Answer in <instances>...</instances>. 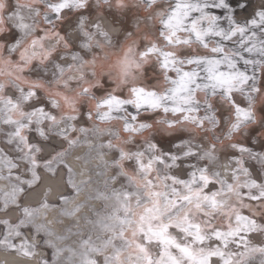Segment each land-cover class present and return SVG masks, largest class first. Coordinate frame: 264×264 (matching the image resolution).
<instances>
[{
    "label": "clouds",
    "instance_id": "clouds-1",
    "mask_svg": "<svg viewBox=\"0 0 264 264\" xmlns=\"http://www.w3.org/2000/svg\"><path fill=\"white\" fill-rule=\"evenodd\" d=\"M53 3L58 0H13V5L0 0V13L13 8L0 18V36L10 37L13 28L19 33L15 40H0V264H46V249L53 252V264H67L68 250L83 251L85 237L92 241L87 254L97 264H104L102 257L114 246L125 253L129 251L131 241L125 240L123 234L137 235L141 223L156 221L161 226L183 227L191 208L183 203L184 189L178 180L168 183L171 172L167 159L162 169L157 168L158 154L166 156L165 149L156 143L161 135L183 136L171 145L176 157L173 165L178 167L192 153L201 165L199 172L211 175L219 169L227 179L230 172H235V162L241 169L240 176L246 178L243 184L239 177L234 179L237 199L242 186L249 189L248 197L253 196V189L264 197V59L254 63L255 70L250 75L248 65L237 67L235 83L230 85L231 100L220 87L211 89L219 97L215 101L209 89L200 94L193 90L182 97L180 87L170 82L179 81L178 77L166 80L167 73L161 72L163 78L153 80L155 73L147 70L160 71L159 63L153 60L159 61L161 55L164 59L186 61L188 47L199 46L180 44L168 51L160 48L149 56L142 55L153 44L158 46L157 24L167 19L173 7L166 0H115L114 5L109 0H73L69 4V8H75L71 14L56 17L59 24L45 26V17L52 14L48 5ZM104 5L109 7L104 9ZM256 5H264V0H256ZM105 11H116L119 19L106 16ZM18 18L24 22L19 23ZM5 20L12 23V28ZM65 20L71 23L65 33L58 34ZM37 30L43 34L37 36ZM56 54L59 60L53 59ZM46 63L44 75L51 72L53 79L24 74L38 72ZM183 67L193 80L206 82L203 67L199 72L193 70L200 65ZM133 88H144L155 96L145 95L143 101H137L132 96ZM110 96L130 100L131 104L105 116V109L96 105ZM203 97H208L207 103L211 102L213 108L220 105L226 114L223 118L218 115L217 129L207 124L195 127V114L179 115L181 110L200 109L197 100ZM233 100L249 113L247 120H235ZM137 103L141 107L137 108ZM31 105L45 107L51 115L38 116ZM127 106L138 114L151 112L153 119L137 120L138 126L133 127L126 117L113 114L126 112ZM170 120L176 121L174 128L166 127ZM236 123L238 128L234 127ZM141 124L147 126L141 129ZM42 127L46 134L41 136L38 133ZM17 130L23 135H18ZM33 132L36 135L29 150V141L24 137ZM133 133L147 145L148 156L141 153L136 158L147 160L158 173L155 185L148 183L146 169L125 171L130 158L125 153ZM227 152L238 154L221 162L220 154ZM253 164L255 172L246 166ZM244 167L247 172L242 170ZM257 173L258 186L253 184ZM232 190L230 184L229 191ZM34 194L38 198L32 199ZM238 231L246 233L242 237L247 243L241 256L244 264H264V199H257L255 204L242 203L236 209L233 233ZM171 235L176 240L184 239L182 233ZM116 241H121L119 246ZM72 264L81 261L73 259Z\"/></svg>",
    "mask_w": 264,
    "mask_h": 264
},
{
    "label": "snow or ice",
    "instance_id": "snow-or-ice-1",
    "mask_svg": "<svg viewBox=\"0 0 264 264\" xmlns=\"http://www.w3.org/2000/svg\"><path fill=\"white\" fill-rule=\"evenodd\" d=\"M72 2L73 0H58V3L49 4L48 7L51 9L52 14L56 17H63L65 10L69 8V4ZM236 6H239V11H237ZM209 7L219 9L228 20L229 24L233 25V29L230 33H224L223 29L218 28L220 16L214 12L208 11ZM193 13H196V15L193 16ZM238 18L243 19L246 26L240 25ZM186 19H191L190 26L185 25L184 21ZM45 21L49 25L54 23L53 21L48 20L47 16L45 17ZM204 22H207V28L202 29L201 24ZM160 23L165 28V31L161 32L160 36L169 44L173 42L177 44H191L192 41L190 39H181L179 35V33L187 31L190 34H194L197 41H199L209 53L208 55H192L188 53L189 58L186 61L179 62L173 57L164 59L163 55H161L162 62L160 67L163 69V72L167 73V76L164 78L167 80L170 77L168 75L169 71L176 74L179 81L177 79H172L170 82L172 85L180 87V95L182 97L187 94H191L193 90L206 91L208 89L220 87L221 90L226 92L228 98L230 100L232 99V90L230 85L235 83V72L238 67L239 60H234V53L219 44L209 48L207 43L208 36H223L225 39H230L239 34L242 38V42L247 41L248 46L245 47V51L249 54L259 53L264 56V41L247 39V33L249 31H252V35L255 36V29L264 28V5L253 6L252 0H213L211 5L204 4L203 6H201L199 2L193 4L191 0H177L174 8H172V10L168 13L167 19H162ZM66 31L67 25H65L64 31L61 32L59 30L58 34L65 33ZM7 39L15 40L16 34L13 33L10 37H7ZM159 51H161L160 48L153 44L148 47L142 55L149 56L150 54ZM240 59H243L245 64L256 63L244 58L243 56H241ZM183 64L190 66L203 64V71L206 74V82L200 83L197 82L198 79L193 80L187 68L178 66ZM193 70L195 72H199L197 71V68H194ZM184 82H186V87L184 86ZM85 91H87V89H85ZM131 92L133 98L137 101H143L145 95L155 96V93L147 92L144 88H133ZM40 103L44 104V102ZM126 104H131V101L118 96H110L101 100L96 106L105 109V116H110L113 111L119 110L121 106ZM113 105H115V107H113ZM31 107H33L34 112L39 111L41 117L51 115L46 112L45 107H37L36 105H31ZM136 107H141V104L137 103ZM232 108L234 109V117L237 122L247 120L249 118V113L245 110V108L235 103L234 100L232 101ZM164 111L167 112L168 109L165 108ZM186 111L198 112V109H187ZM217 111L221 112V115L223 114L221 106L217 105L216 108H213V104L209 102L207 110L203 116H193L194 126L203 128L205 124H207L210 128L217 129L220 126V119L217 115ZM179 115H185V111H179ZM131 119L135 121L137 120V116L133 115ZM150 120L151 118L145 121ZM182 122L187 123L188 121L184 120ZM175 125V120L166 122V127L168 128H174ZM146 126V124L140 125L141 129ZM234 127L238 128L239 124H234ZM17 134L23 135L20 130H17ZM38 134L41 136L45 135L46 130L42 127L39 129ZM24 138L29 141V150H31L32 139H29L28 136H25ZM182 138L183 136L163 135L157 137L156 143L166 151V156L158 154L159 158L157 162L163 164L165 162V158H167L169 168L171 169L174 167V173L171 177H169V179L172 182L178 180L179 185L183 186L184 191L181 194V198L183 199L184 204L194 205L197 210L208 209L213 213L219 211L227 215L228 210L225 207L224 190L220 186V182L213 179L210 175H207L203 171L197 173L190 168L184 167L185 163H188L194 158V154L189 153L184 160L179 162L178 167L172 164V161L176 160V157L172 155L171 145L176 140ZM212 147L215 149L216 144L213 143ZM125 155L127 156L129 154L125 153ZM139 167L147 170L146 174L149 177L148 183L153 184L152 179L150 178L153 172L151 164L148 162H140ZM242 170L245 172L248 171L246 167ZM239 171H241V169H239ZM253 184L257 185V181L254 180ZM227 188L229 189V185ZM249 198L252 200L264 199V197L256 194L255 189H253V196ZM61 199L63 200V197ZM169 199H172V197H169ZM204 214H207V212ZM233 216H236L234 211L231 213L229 219L231 220V217ZM139 227L140 230L137 235H132L131 232H125L123 234L125 240L131 241L129 251L125 253L123 249L116 248L114 246V250L112 252L102 257L104 264H217L218 261H222V257L218 255L215 250H209L206 254L203 250L194 248L189 249L188 246L180 244L178 240L171 235V228L174 227V225L161 226L156 221H150L147 224L141 223ZM234 228L235 225L233 226L230 223V233H233ZM189 230L194 233L200 231V236L194 237V242H203L201 237L204 236V233L200 230V226L198 224H192ZM212 234L217 239L221 238L216 232H213ZM235 234L239 235V232H235ZM153 243H158L161 246L159 256L154 257L152 254L150 245ZM82 244L85 247L87 254L90 242L85 240ZM244 247H247L246 241ZM165 250L167 254H165ZM205 255H207V261L203 259ZM231 255V253L228 254V256ZM85 264H97V260L93 256L87 254ZM223 264H232V262L230 260H223Z\"/></svg>",
    "mask_w": 264,
    "mask_h": 264
},
{
    "label": "rangeland",
    "instance_id": "rangeland-1",
    "mask_svg": "<svg viewBox=\"0 0 264 264\" xmlns=\"http://www.w3.org/2000/svg\"><path fill=\"white\" fill-rule=\"evenodd\" d=\"M76 3H79V0H75ZM166 2L170 5H172L173 7L169 8V12L172 10V8H174L175 4L177 3V0H166ZM191 2L193 4L199 2L201 4V6H203L204 4H208L211 5L213 0H191ZM6 3L8 5H13V0H6ZM253 6H256V0H252ZM109 4L114 5L115 4V0H109ZM109 7V5H104V9H107ZM237 7V6H236ZM13 8L9 7L8 8V12L5 13H0V18H2V16H6L8 15V13L12 12ZM75 10L74 7L72 8H68L65 10V13L71 14L73 11ZM89 12L92 11L91 6L88 9ZM208 11L210 12H214L217 15L220 16V21L218 23V28L219 29H223L224 33H230L233 29V25L229 24L228 20L224 17V15L221 13V11L219 9L216 8H208ZM237 11H239V8L237 7ZM105 15L106 16H110L112 17L114 20L115 19H119V17L117 16V12L116 11H105ZM193 16L196 15V13L192 14ZM48 20L53 21L54 23L59 24V22L56 20V16L54 14H51L50 16H48ZM238 22L240 25L242 26H246L245 25V21L243 19H239L238 18ZM5 24H7L8 28H12V23L10 21H4ZM68 23H71V20H65V23L63 26H60L59 30L61 32L64 31V27L65 25H67ZM186 26H190L191 25V19H186L184 21ZM45 26H50L49 24L46 23V21L44 22ZM124 27L127 29L128 28V24L125 23ZM201 28H207V22H204L201 24ZM261 29L264 28H258L255 29V33L256 35L253 36L252 35V31H249L247 33V39L248 40H257V41H264V34L261 33ZM146 31H148L146 29ZM161 31H165L164 26L161 23L157 24V29H156V35L160 37L158 43V47L161 48L162 51H168L170 49V47L172 46H179L180 44H177L175 42L169 44L167 41L163 40L162 37L160 36ZM15 33L16 36L19 35V33L17 32L16 29L13 28V31L11 33V35ZM41 31L37 30L36 35L39 36L41 35ZM181 39H190L192 41V45H198L199 48H192V47H188V53L189 54H193L194 51H199L200 55H208V50L205 49L199 41H197L196 37L194 34H190L187 31L179 33ZM7 37L4 36H0V40L6 39ZM207 43L209 45V48H211L214 45H221L224 48H227L229 51H231L232 53H234L233 59L234 60H239V64L238 67L240 69H243L245 65H248L249 71L248 74L250 75L252 73V71H254V63H248L245 64L243 59H240L241 56H243L244 58H247L250 61L253 62H257L261 59H264V56L260 55L259 53L256 54H249L247 51H245V47L248 46L247 41L242 42V38L239 34H237L236 36L230 38V39H225L223 36L222 37H216L213 35H210L207 37ZM187 47V46H185ZM208 53V54H205ZM53 59L55 60H59V54L54 55ZM154 63H159V65H161L162 62V56L159 58V61H157L155 58L153 60ZM61 63H64V61H61ZM183 67V65H178ZM33 67H36V63H33ZM47 63L46 65L38 72H33V73H28L25 72L24 74L27 75H32L33 77L36 76H43V78L45 80H51L53 79L52 73H48V75H44V72L47 70ZM193 67H196L195 65H193ZM204 67L203 64L200 65V67L197 68V71H200V68ZM53 72H55V68L52 69ZM149 72V74L155 73V75L152 76L153 80H160L162 79V75L161 72H163V69L160 67V71H156L155 68H150L147 70ZM168 75L170 77L176 78V74L174 72L169 71ZM201 75H203V72H201ZM197 82H200V80L198 79ZM75 86V85H73ZM194 87V86H193ZM9 91H11V89H9ZM197 94H200L201 91L197 90L196 91ZM13 96H15V93H12ZM122 95V94H119ZM209 96L212 98L213 101H215L216 99H219V97L217 96L216 91H213L211 89H209ZM207 100L208 97H203L201 99L197 100V103H199L201 105V108L198 109V112H185V114L188 115H199V116H203L205 113V108H207ZM41 102H44L43 100ZM2 106V105H0ZM220 106V105H219ZM223 112V109H222ZM129 113H131V115H129ZM114 115H118L120 118H127L129 123L133 124V127H137V120H148L149 118H151V120L153 119V114L151 112L148 111H144L142 113H137L136 109L133 108L132 106H127V111H120L118 113H113ZM161 113H157V115H159ZM37 115L41 116L39 111H37ZM135 115L137 116V120L133 121L131 119V117ZM168 116H171V113L167 114ZM217 115H220L221 118H223L224 115H226L224 112L221 115V112H217ZM33 127H35V125H33ZM9 131V129L6 127L5 128V132ZM36 135L35 132H33L31 134V136H29V139H32L34 136ZM133 140L129 142L128 146H127V150L129 153V159L125 164V171L126 172H135L136 169L139 167L140 162H144L147 163V160L144 159H140L138 160L136 157L138 155H140L141 153L145 156H148V151H147V145L141 140V138L139 137V135H136L135 133H133ZM0 147H3V145H0ZM5 151H7V148H5ZM238 153H233V152H227V153H221V162L223 160H226L228 158H230L233 155H237ZM150 158V157H149ZM167 159V158H165ZM248 167H251L252 171L255 172L256 171V167L255 165H246ZM164 167L163 164H160L157 162V168L158 169H162ZM184 167L190 168L193 171H196L197 173H199V168L201 167V165L199 164V162L193 158L191 159L188 163H185ZM232 167L235 169V172H232L230 177L228 178V180H225L224 178H222L221 176V171L217 169L216 171L212 172V174L210 175L213 179L217 180L220 182V186L222 187V189L224 190V200H225V207L228 210V214L225 215L223 212H215L213 213L211 210L208 209H200L197 210L196 207L194 205H188L191 208V211L187 213L186 217H184L185 219V223L183 225V227H180L178 225H174V227L171 228V232L172 233H182L184 235V239L183 240H178V242L182 245H186L189 247V249H202L206 254L209 252V250H215L217 251L218 255H220L222 257V261H218L217 264H223V260H230L232 262V264H244V261L242 260L241 256L243 253V249H244V244H245V239H241V237H245L246 233L244 231H238L239 235H236L235 233H230L229 231V225L230 223L234 226L235 225V221H236V216L231 217V220L229 219V217L231 216V213L234 211L236 213V209L241 207L242 203H248V204H255L256 200H252L250 199L246 194L249 191V189L246 186H242L238 189L239 192V199H237V189L235 188L234 185V179L236 177H239L241 184H243L244 180L246 179L245 177L240 176V171L239 168L237 167L236 163L233 162L232 163ZM174 167L173 168H169V171L171 172V175L174 173ZM209 171H212L211 169H209ZM157 172L153 171L151 174V179L153 182V185L156 184V179L155 177H157ZM149 178V177H148ZM256 180L257 182H259V174L257 173L256 175ZM172 181L169 179L168 183H171ZM232 184L233 185V190L229 191V189L227 188L228 185ZM57 203H59V201H57ZM180 201H177V204L180 205ZM184 203V202H183ZM205 212H207V214H204ZM245 216L248 215L247 212L244 213ZM192 224H198L200 226V230L204 233V236L201 237L202 239V243L200 242H194V237H198L200 236V231L197 232H191L189 229L191 228ZM2 227V226H0ZM23 231V229H21ZM28 231L30 232L31 229H28ZM216 232L218 235H220V239H217L212 233ZM210 238V239H209ZM254 239H256L257 241L259 240L258 237H253ZM42 239V238H41ZM85 240H87V237H85ZM93 240H95V237H93ZM88 241V240H87ZM90 243H92V241H89ZM97 243H99V241H97ZM121 243V241H116L117 246H119V244ZM208 244V247L205 248V244ZM155 245V246H153ZM151 250H152V254L153 256H159L160 255V245L158 243H153L150 245ZM47 252V256L45 258L46 264H53V261L55 259L53 252L51 249H46L45 250ZM231 253V256H228V254ZM87 258V254H86V250L83 249V251L81 252H74L72 250H68V253L65 257L67 264H72L73 259H79L81 261V264H85V260ZM97 259H101L99 257H97ZM203 259L205 261H207V255H205L203 257Z\"/></svg>",
    "mask_w": 264,
    "mask_h": 264
},
{
    "label": "flooded vegetation",
    "instance_id": "flooded-vegetation-1",
    "mask_svg": "<svg viewBox=\"0 0 264 264\" xmlns=\"http://www.w3.org/2000/svg\"><path fill=\"white\" fill-rule=\"evenodd\" d=\"M18 21H21V20H19V18H18ZM227 160V159H226ZM224 161V160H223ZM222 161V162H223ZM221 176H222V178H224L225 179V174H224V172L223 171H221ZM230 174H231V172L229 173V175H227V177L229 178L230 177ZM228 178L227 179H225V180H228Z\"/></svg>",
    "mask_w": 264,
    "mask_h": 264
},
{
    "label": "bare ground",
    "instance_id": "bare-ground-1",
    "mask_svg": "<svg viewBox=\"0 0 264 264\" xmlns=\"http://www.w3.org/2000/svg\"><path fill=\"white\" fill-rule=\"evenodd\" d=\"M23 22H24V21H22V20L19 21V23H23ZM231 173H232V172H231ZM224 174H225V173H224ZM228 175H229V174H228ZM230 175H231V174H230ZM36 198H38V194H34L33 197H32V199H36Z\"/></svg>",
    "mask_w": 264,
    "mask_h": 264
}]
</instances>
